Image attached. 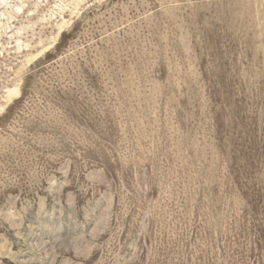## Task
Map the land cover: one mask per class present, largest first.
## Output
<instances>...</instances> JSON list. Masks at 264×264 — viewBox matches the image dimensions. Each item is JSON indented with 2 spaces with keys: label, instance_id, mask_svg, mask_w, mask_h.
Masks as SVG:
<instances>
[{
  "label": "rangeland",
  "instance_id": "1",
  "mask_svg": "<svg viewBox=\"0 0 264 264\" xmlns=\"http://www.w3.org/2000/svg\"><path fill=\"white\" fill-rule=\"evenodd\" d=\"M0 264H264V0H0Z\"/></svg>",
  "mask_w": 264,
  "mask_h": 264
},
{
  "label": "bare ground",
  "instance_id": "2",
  "mask_svg": "<svg viewBox=\"0 0 264 264\" xmlns=\"http://www.w3.org/2000/svg\"><path fill=\"white\" fill-rule=\"evenodd\" d=\"M2 2H6V1H8V0H1ZM34 7V6H33ZM17 10H19L18 8H17ZM20 10H22V8L20 7ZM20 50V49H19ZM17 93V92H16ZM18 95V94H17Z\"/></svg>",
  "mask_w": 264,
  "mask_h": 264
}]
</instances>
